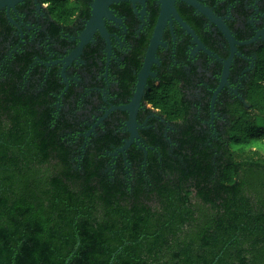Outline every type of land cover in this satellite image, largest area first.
Instances as JSON below:
<instances>
[{"label":"trees","instance_id":"trees-1","mask_svg":"<svg viewBox=\"0 0 264 264\" xmlns=\"http://www.w3.org/2000/svg\"><path fill=\"white\" fill-rule=\"evenodd\" d=\"M188 20L221 53L204 19ZM255 53L242 98L219 95L216 135L204 121L222 65L193 67L192 99L181 79L154 89L147 102L173 130L143 132L130 177L104 173L123 143L114 129L82 154L69 137L81 114L56 111L58 83L24 80L31 61L0 64V264H264V45ZM198 79L211 94L195 95Z\"/></svg>","mask_w":264,"mask_h":264},{"label":"flooded vegetation","instance_id":"flooded-vegetation-1","mask_svg":"<svg viewBox=\"0 0 264 264\" xmlns=\"http://www.w3.org/2000/svg\"><path fill=\"white\" fill-rule=\"evenodd\" d=\"M54 1L23 0L15 8L5 7L0 10V64L15 69L18 66L20 70L21 65L31 61L24 80L30 79L32 72L38 71L41 82L58 83V92L54 95L57 97L54 104L56 111L73 109L81 114L69 137L70 142L81 145L82 154L101 134L109 128L114 129L123 138V143L120 147L113 146L114 150L106 153L109 161L104 173L112 177L120 170L118 167H123V173L130 177L133 166L129 161V151L134 146L143 150L137 145L138 141L144 148L148 146L143 132L157 129L160 123L165 124V137L173 130L172 125L147 102V97L154 89L160 88L163 82L177 78L183 81L181 86L185 83V92L192 99L190 79L193 67H198L199 72H206L212 77L217 64L222 65V62L215 56L209 57L203 51L194 53L196 45L191 35L172 18L164 29L162 44L156 51L151 74L147 78L145 96L137 117L139 139L124 154L115 155L131 137L128 131L129 115L118 107L128 105L135 94L160 16V0H148L145 5L130 1L110 5L111 17H102V28L95 29L93 36L76 57L74 55L93 17L95 0H60L68 6V9L61 6V15H58V10L55 11ZM198 1L222 18L238 41L246 42L258 36L255 43L238 46L241 55L235 57L232 67L237 64L244 67L236 74L231 71L228 85L224 88L231 98H242L241 89L255 66V51L264 45V0ZM175 6L181 19L189 25L188 19H204L203 29H207L208 35L213 36L217 42L216 47L222 54L228 55L226 58L220 52L208 48L202 37L190 26L216 56L221 59L229 57V43L215 25H211L207 18L182 1L177 0ZM104 32L108 33L109 40ZM70 57L73 58L69 62ZM220 78L221 76L219 80ZM195 88V95L199 98L212 93L208 81L201 84L198 79ZM202 89L206 90L202 93ZM67 97L74 98L73 104H68ZM212 98L213 96L210 98V118L204 122L209 124L213 135H216V126L220 119L216 105L220 100L217 99L213 114ZM111 109L109 115L100 121Z\"/></svg>","mask_w":264,"mask_h":264},{"label":"water","instance_id":"water-1","mask_svg":"<svg viewBox=\"0 0 264 264\" xmlns=\"http://www.w3.org/2000/svg\"><path fill=\"white\" fill-rule=\"evenodd\" d=\"M21 1L23 0H0V10L5 7L9 9L15 8L16 4H18ZM121 1H130L134 4L140 3L142 5H145V3L148 0H95L93 17L91 21L88 23L87 30L83 34V37H82L83 41L79 49L77 50L76 54L74 55V57H76L78 53L81 52L84 45L87 44L88 40L93 36L95 29L98 27L102 28V17L103 16L111 17L109 6L114 3L121 2ZM176 1L177 0H160V3H161L160 16L158 18V23L155 27L154 33L152 35V38H151V41H150V44H149V47L146 53L145 63L139 75V81L137 84L135 94L131 102L128 105L118 107V109L122 111H126L129 115L128 131L131 133V137L129 140L125 142V144L121 148H119L116 151L115 155H117L118 153L124 154L130 148V146L135 142V140L139 139V134L137 130V127H139L137 123L138 111L143 101V98L145 96V87L147 85V78L151 74V67L155 60L156 51L158 47L162 44V36H163L164 29L167 26L168 22L172 20V18H175L181 24V26L185 29V31L189 35H191L193 42L196 45L194 49V53L197 51H203L209 57L215 56L222 62V72H221L220 82L212 98L211 108H212L213 114L215 112V103L218 99L219 94L225 88V86L228 85V80L231 74V68H232L234 59L236 56L241 55L238 51V46L252 44L258 40V36H257L246 42L238 41L234 37L230 29L227 27L223 19L218 17L210 7H208L207 5L203 4L202 2L198 0H179V1L186 3L187 5L192 7L197 13L207 18L210 24L215 25L219 29V31L223 34L225 39L228 41L229 46H230L229 57L227 59H221L218 56H216L214 52L208 49L202 43V41L196 34L195 30L192 29V27L189 24L185 23L181 19V17L179 16L176 10V6H175ZM104 35L106 39L109 40L108 33L104 32ZM262 35L264 37V32L262 33ZM72 58L73 57H70L69 62L72 60ZM111 111L112 109L108 111L100 121H103L109 115ZM137 145L139 146V148L144 150L145 154H147L146 148L140 145V141L137 142Z\"/></svg>","mask_w":264,"mask_h":264}]
</instances>
